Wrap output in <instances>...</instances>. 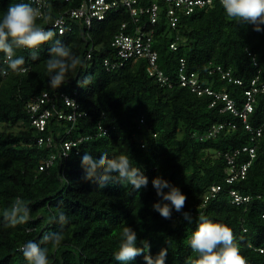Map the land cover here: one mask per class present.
I'll return each instance as SVG.
<instances>
[{
  "label": "trees",
  "instance_id": "trees-1",
  "mask_svg": "<svg viewBox=\"0 0 264 264\" xmlns=\"http://www.w3.org/2000/svg\"><path fill=\"white\" fill-rule=\"evenodd\" d=\"M21 2L29 1L0 0V17L10 4ZM52 3L58 11L73 6L67 0ZM129 16L123 9L93 23L90 59L77 29L56 32L54 40L62 41L82 61L59 89L48 86L45 65L54 40L41 46L35 59L29 50H17L16 55L25 59L24 71L8 70L6 75L0 71V264H27L21 245L28 240L40 243L44 234L53 231H62L64 240L55 250L44 245L50 248V264H120L113 254L126 226L136 232L138 246L149 242L151 256L166 249V264H187L189 258H196L187 240L198 227L199 215L232 229L247 264H264V91L254 94L246 121L240 115L252 80L258 78L256 86L264 82V31L229 20L219 2L180 14L175 27L162 14L155 26L154 48L170 86L149 72L147 58L127 60L117 69L104 64L106 58L117 60L112 42ZM37 23L46 26L43 18ZM174 42L176 49L171 47ZM181 59L186 61V73L197 74L215 93L226 92L238 113L228 109L222 97L198 94L182 85ZM2 61L0 53V70L7 67ZM218 65L231 71V79L211 73ZM85 76L90 82L80 87L78 81ZM45 92L47 101L38 112L52 109L56 102L63 112H73L64 101L63 95H68L77 99L82 115L75 121L56 117L52 128L47 125L40 131L32 123L28 105ZM220 124L224 127L209 136ZM103 127L106 134L101 133ZM49 135L59 142H77L68 157H57L41 170V162L55 149L38 139ZM105 151L110 157L128 153L133 166L148 177V187L135 191L130 185L109 182L100 188L85 180L81 157L90 152L98 159ZM229 157L237 168L249 163L246 174L232 183L226 181ZM157 176L186 194L183 212H190L191 222L174 208L171 219L153 210L160 200L151 184ZM213 185L221 190L212 192ZM231 189L251 200L237 204ZM16 197L28 205L29 219L6 226L3 212ZM61 211L67 216L63 227L57 222ZM128 264H145L144 256Z\"/></svg>",
  "mask_w": 264,
  "mask_h": 264
},
{
  "label": "clouds",
  "instance_id": "clouds-1",
  "mask_svg": "<svg viewBox=\"0 0 264 264\" xmlns=\"http://www.w3.org/2000/svg\"><path fill=\"white\" fill-rule=\"evenodd\" d=\"M226 17L236 22L251 24L253 30L264 31V0H219ZM37 5L34 7L33 5ZM45 19L39 7V0H30L24 3H12L0 17V53H3L2 63L6 69L0 70L7 74L8 70L14 73L24 71L23 56H17V50H29L33 59L39 55L38 49L54 40L56 32L52 29H44L37 23L38 19ZM49 57L45 61L46 71L49 76L48 86L59 89L66 83L67 74L74 71L82 61L73 55L71 49L59 39H55L49 48ZM90 77L85 76L79 80L80 87L90 82ZM69 99H66L68 101ZM81 168L84 179L98 184L100 188L109 182L120 183L123 186L130 185L135 191L147 188L149 179L140 167H134L132 158L128 153H120L110 157L108 152L101 153L95 158L92 153L85 152L81 157ZM152 187L160 197L153 204V210L164 219H171L173 208L176 212H183L187 196L177 186L168 180L157 176L151 180ZM165 189H168L165 192ZM30 209L21 197H16L10 207L3 212L6 226H15L28 221ZM185 220L191 222L190 212H183ZM61 227L67 223L64 212L58 213V221ZM198 227L192 231L187 243L195 259L189 258L187 264H247L241 255L239 245L235 242L233 231L225 224L213 222L204 215L198 217ZM64 240L62 231H53L44 234L40 243L28 240L22 244L19 251L27 264H50V248H58ZM142 246L137 245V234L129 226L122 229L118 251L113 258L120 264H128L137 256H144L145 264H166L167 250L162 249L155 257L149 253L150 244L147 240L141 241Z\"/></svg>",
  "mask_w": 264,
  "mask_h": 264
},
{
  "label": "built area",
  "instance_id": "built-area-1",
  "mask_svg": "<svg viewBox=\"0 0 264 264\" xmlns=\"http://www.w3.org/2000/svg\"><path fill=\"white\" fill-rule=\"evenodd\" d=\"M30 2V0H28ZM72 3L73 6L65 8L63 10H56L52 0H39V7L43 17H47L46 26L44 29H52L59 34L66 32H72L78 30L82 39L85 41L87 50V59L92 57L94 50V44H91L92 38L90 36V28L93 26L95 21L104 20L111 12H119L123 9L129 12L130 20L123 22L120 30L115 34L112 46L115 48V58L112 60L106 58L104 64L111 69H117L123 65L127 60L134 58H147L149 61L148 70L151 74H156L163 83H172L168 77L163 74V71L158 67V52L154 48V33L155 26L158 24L161 15L169 19L171 26L175 27L180 14H190L196 8L213 5L219 0H67ZM37 5L34 4V7ZM52 16V17H51ZM85 46V47H86ZM171 47L176 49V43H172ZM186 61L181 59V66L179 70V80L182 85H187L196 91L198 94L208 93L214 94L217 97H222L227 100V107L231 111L238 113L234 103L229 99L226 92L215 93L210 85L204 82V85L200 82L199 76L194 72L188 74L185 71ZM218 72L223 78L231 79V71L224 69L222 66H216L212 72ZM258 78L252 80L251 88L248 89V99L244 104L243 110L240 115L244 121L247 119V115L253 110V102L255 101L254 94L259 90L264 91V82L260 86H256ZM235 82L241 83L240 80L236 79ZM64 101L68 107L74 109L71 113L63 112L58 102L54 103L52 109H45L42 112H38L41 105L47 101L48 94L45 92L43 96L29 103V111L31 113V119L33 125L40 131L46 130L47 125L53 127V120L56 117L67 121H75L79 116L82 115L81 111H77L78 103L75 97L63 95ZM66 99H69L66 101ZM224 127V124L219 126H213L209 136L216 135L220 129ZM246 127L250 128L249 125ZM50 133L52 132L49 129ZM70 132V130L68 131ZM107 128H101V133L106 134ZM47 141V145L52 146L55 152L41 162L40 169L44 170L54 164L56 158L65 159L69 156V151L76 144L71 140H63L59 142L53 135H49L47 138L39 137L40 143ZM80 141V140H79ZM248 149L247 147L244 148ZM251 156H255V149H250ZM233 157H229L230 175L227 177V182L232 183L238 177L246 174L249 163L244 164L242 167L234 164ZM221 190V186L213 185L211 187L212 192H218ZM231 196L234 202L242 204L249 202L251 197L241 194L236 189L230 190ZM264 251V249H262Z\"/></svg>",
  "mask_w": 264,
  "mask_h": 264
}]
</instances>
